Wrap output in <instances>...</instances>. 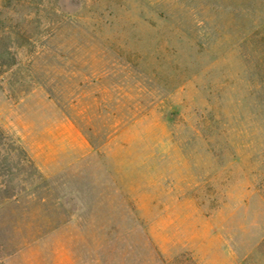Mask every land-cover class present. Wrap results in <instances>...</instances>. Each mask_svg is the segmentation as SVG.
I'll return each instance as SVG.
<instances>
[{
    "label": "rangeland",
    "instance_id": "374dc122",
    "mask_svg": "<svg viewBox=\"0 0 264 264\" xmlns=\"http://www.w3.org/2000/svg\"><path fill=\"white\" fill-rule=\"evenodd\" d=\"M0 264H264V0H0Z\"/></svg>",
    "mask_w": 264,
    "mask_h": 264
},
{
    "label": "trees",
    "instance_id": "16d2710c",
    "mask_svg": "<svg viewBox=\"0 0 264 264\" xmlns=\"http://www.w3.org/2000/svg\"><path fill=\"white\" fill-rule=\"evenodd\" d=\"M0 136L2 137V139H4L3 141H7V144H13L14 141H12L9 137L6 136V134H4L3 130L0 128Z\"/></svg>",
    "mask_w": 264,
    "mask_h": 264
}]
</instances>
